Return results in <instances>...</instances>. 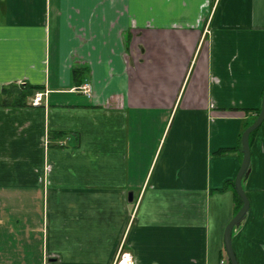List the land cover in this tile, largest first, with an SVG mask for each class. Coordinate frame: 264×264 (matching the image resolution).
<instances>
[{"label": "crops", "instance_id": "crops-1", "mask_svg": "<svg viewBox=\"0 0 264 264\" xmlns=\"http://www.w3.org/2000/svg\"><path fill=\"white\" fill-rule=\"evenodd\" d=\"M10 85L45 95L0 104V264L227 263L264 0H0V102ZM249 146L231 241L264 264V120Z\"/></svg>", "mask_w": 264, "mask_h": 264}, {"label": "water", "instance_id": "water-1", "mask_svg": "<svg viewBox=\"0 0 264 264\" xmlns=\"http://www.w3.org/2000/svg\"><path fill=\"white\" fill-rule=\"evenodd\" d=\"M264 120V90L262 93V102L260 106V111L257 117L253 120L251 124H249L241 134V152L242 159L238 171L234 178V189L239 195L242 205L237 210V212L233 215V217L227 223L224 230V248L227 255V259L229 264H238L233 247H232V231L233 228L237 227L242 220L244 219L248 208H249V200L242 186L243 179L249 173L250 167V146H249V135L250 133L257 129L260 124Z\"/></svg>", "mask_w": 264, "mask_h": 264}, {"label": "trees", "instance_id": "trees-1", "mask_svg": "<svg viewBox=\"0 0 264 264\" xmlns=\"http://www.w3.org/2000/svg\"><path fill=\"white\" fill-rule=\"evenodd\" d=\"M87 73V68L86 67H77L73 69V77L75 78V80L77 81L78 85H80L81 83V79L83 78V76ZM15 85H10L9 87H3L2 90V94L4 95L2 101L0 102L1 105H19V104H24L25 103V99L28 96H32L36 90L40 89L41 87L39 85H22V87L17 88L16 90L18 92L15 93V91L12 89L14 88ZM17 87V86H16ZM6 95V96H5ZM260 111V108L255 109V115L252 116L250 118V120L248 122H246L244 124L243 130L253 122V120L257 117L258 113ZM258 129V128H257ZM253 130L250 135H249V144H250V139L252 138L253 134L256 132V130ZM56 134L58 135H63L65 134L64 131H57ZM230 149H220L219 151H217V154H224L229 152ZM229 187L232 190L233 193V197H234V209H235V213L237 212V210L240 208V206L242 205V201L239 197V195L237 194L236 190L234 189V180L230 181L229 183ZM226 255V252H225ZM229 264L228 260L227 263Z\"/></svg>", "mask_w": 264, "mask_h": 264}, {"label": "built area", "instance_id": "built-area-1", "mask_svg": "<svg viewBox=\"0 0 264 264\" xmlns=\"http://www.w3.org/2000/svg\"><path fill=\"white\" fill-rule=\"evenodd\" d=\"M78 89L80 91H82L84 94H86L87 96H91V85L89 83H83L81 84ZM45 93L43 92H36L34 94V98H33V103L34 104H39L43 97H44ZM119 258L118 261H117V264H133L132 262V259H131V256L129 253L127 252H122L121 254H119ZM219 264H224L223 260L220 261Z\"/></svg>", "mask_w": 264, "mask_h": 264}, {"label": "rangeland", "instance_id": "rangeland-1", "mask_svg": "<svg viewBox=\"0 0 264 264\" xmlns=\"http://www.w3.org/2000/svg\"><path fill=\"white\" fill-rule=\"evenodd\" d=\"M32 205H33V204L29 203V204L27 205V209H33V208L36 209V207H34V206H32Z\"/></svg>", "mask_w": 264, "mask_h": 264}]
</instances>
